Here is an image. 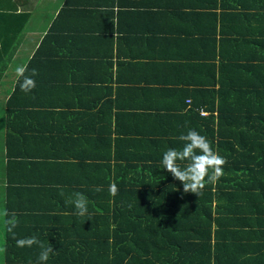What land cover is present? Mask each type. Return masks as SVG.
Listing matches in <instances>:
<instances>
[{
  "label": "trees",
  "instance_id": "obj_1",
  "mask_svg": "<svg viewBox=\"0 0 264 264\" xmlns=\"http://www.w3.org/2000/svg\"><path fill=\"white\" fill-rule=\"evenodd\" d=\"M44 57L41 48L32 61ZM224 59L217 69L210 62L215 71L206 94L191 99V91L179 102L169 99L154 129L128 133L124 150H107L99 160L89 154L91 144L80 150V140L105 141L103 131L94 133L89 126L101 100L81 109L80 85L74 87L78 99L58 104L73 111L60 112L65 121L57 131L42 130L49 125L28 116L30 100L21 101L28 109H18L15 118L12 109L3 116L0 123L8 129V186L0 194L6 215L4 264H38L40 247L16 243L33 235L56 250L47 264H264V29L238 39ZM108 76L113 86V72ZM120 80L117 74V85ZM20 93L25 92L15 90L12 99ZM164 94L174 95L167 89ZM20 115L24 124L39 129L33 144L27 142L36 134L30 130L24 144L13 146L20 138L12 134V120ZM98 122L104 123L103 108ZM189 129L206 136L227 161L223 175L199 197L184 193L161 163L167 149L182 147L179 136ZM97 177L100 191L93 188ZM112 184L115 195L109 191ZM76 192L87 197L85 216L72 204L57 210ZM12 213L19 223L9 231ZM60 214H65L63 227Z\"/></svg>",
  "mask_w": 264,
  "mask_h": 264
},
{
  "label": "crops",
  "instance_id": "obj_2",
  "mask_svg": "<svg viewBox=\"0 0 264 264\" xmlns=\"http://www.w3.org/2000/svg\"><path fill=\"white\" fill-rule=\"evenodd\" d=\"M262 29L264 0H0V116L7 117L12 109L15 118L18 109H28L21 101L30 100L28 116L49 125L42 130L57 131L65 121L60 112L73 111L58 104L71 105L78 99L74 87L80 85L81 109L101 100L89 126L94 133L103 131L105 141H96L95 136L80 140V150L91 144L89 154L99 160L107 150H124L121 146L128 133L154 129L169 99L179 102L191 91V99L198 92L206 94L215 71L210 62L217 69L238 39L253 37ZM41 48L45 59L32 61ZM22 65L38 75L35 90L17 94L16 101L12 97L20 89H16L15 69ZM108 72H113V86ZM116 73L121 77L118 85ZM166 89L174 95H165ZM101 108L104 123L98 122ZM21 116L12 120V134L20 138L13 146L24 144L30 130L36 134L28 138L29 144L39 136V129L24 124ZM6 132V124L0 123L4 140L0 194L8 186ZM118 137L123 140L118 142ZM34 160L41 161L40 157ZM149 162L155 164L156 160ZM100 179L97 177L94 190L101 189ZM70 205L57 210L67 211ZM64 215L60 214V225ZM5 219L3 209L0 234L4 243L1 223Z\"/></svg>",
  "mask_w": 264,
  "mask_h": 264
},
{
  "label": "clouds",
  "instance_id": "obj_3",
  "mask_svg": "<svg viewBox=\"0 0 264 264\" xmlns=\"http://www.w3.org/2000/svg\"><path fill=\"white\" fill-rule=\"evenodd\" d=\"M18 77V84L21 91L30 93L36 87L34 79L38 72L29 70L26 66H18L15 69ZM179 139L183 141L180 148H169L162 156L161 163L175 180L183 185L184 193H193L199 197L207 184H215L223 175V166L227 163L226 159L214 150L209 139L201 135L195 129H189L186 134H181ZM100 191V188L96 189ZM111 194L115 195L118 191L115 184L109 188ZM64 193L61 191L60 195ZM67 203L72 204L76 209V214L85 216L88 213L87 197L80 192L73 194ZM19 221L15 213L10 214L7 224L9 231L17 227ZM18 247H40L38 264H47L50 255H54L56 250L48 243L47 246L35 235L18 239Z\"/></svg>",
  "mask_w": 264,
  "mask_h": 264
},
{
  "label": "rangeland",
  "instance_id": "obj_4",
  "mask_svg": "<svg viewBox=\"0 0 264 264\" xmlns=\"http://www.w3.org/2000/svg\"><path fill=\"white\" fill-rule=\"evenodd\" d=\"M3 118V116L1 115L0 116V120ZM4 123V122H2ZM5 141L7 142V137H5ZM3 143H4V140H2V133H0V150L3 149ZM2 207L0 206V212L2 211ZM1 233V232H0ZM2 234V233H1ZM0 234V264H4V242H3V237L1 236Z\"/></svg>",
  "mask_w": 264,
  "mask_h": 264
}]
</instances>
